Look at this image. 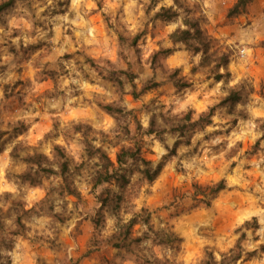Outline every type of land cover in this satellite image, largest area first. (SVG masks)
Masks as SVG:
<instances>
[{"label": "clouds", "instance_id": "1", "mask_svg": "<svg viewBox=\"0 0 264 264\" xmlns=\"http://www.w3.org/2000/svg\"><path fill=\"white\" fill-rule=\"evenodd\" d=\"M264 0H0V264H264Z\"/></svg>", "mask_w": 264, "mask_h": 264}, {"label": "rangeland", "instance_id": "2", "mask_svg": "<svg viewBox=\"0 0 264 264\" xmlns=\"http://www.w3.org/2000/svg\"><path fill=\"white\" fill-rule=\"evenodd\" d=\"M260 55H261L262 58H264V50H261Z\"/></svg>", "mask_w": 264, "mask_h": 264}]
</instances>
